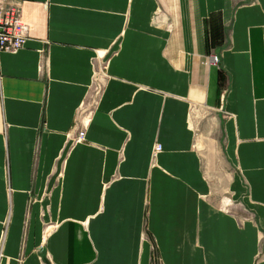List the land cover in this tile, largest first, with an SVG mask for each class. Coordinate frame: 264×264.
<instances>
[{
	"label": "crops",
	"instance_id": "0c3cea01",
	"mask_svg": "<svg viewBox=\"0 0 264 264\" xmlns=\"http://www.w3.org/2000/svg\"><path fill=\"white\" fill-rule=\"evenodd\" d=\"M0 2L30 27L0 53V264H264V0Z\"/></svg>",
	"mask_w": 264,
	"mask_h": 264
},
{
	"label": "rangeland",
	"instance_id": "374dc122",
	"mask_svg": "<svg viewBox=\"0 0 264 264\" xmlns=\"http://www.w3.org/2000/svg\"><path fill=\"white\" fill-rule=\"evenodd\" d=\"M192 122L195 130L194 148L200 152L205 170L213 182L215 191L211 198L219 202L225 198L224 189L229 183L226 177L231 172L221 147L222 135L219 118L207 109L196 108L192 114ZM45 258L50 264H55L49 253H46ZM152 264H162L157 253Z\"/></svg>",
	"mask_w": 264,
	"mask_h": 264
},
{
	"label": "built area",
	"instance_id": "2783aa9c",
	"mask_svg": "<svg viewBox=\"0 0 264 264\" xmlns=\"http://www.w3.org/2000/svg\"><path fill=\"white\" fill-rule=\"evenodd\" d=\"M30 27L23 21L21 3L0 2V53L14 52L25 47L29 39ZM208 63L219 67L220 55L213 53L208 58ZM86 139V131H79L76 141ZM162 150L161 144L156 145L155 154Z\"/></svg>",
	"mask_w": 264,
	"mask_h": 264
}]
</instances>
